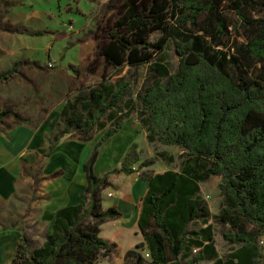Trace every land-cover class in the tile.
Wrapping results in <instances>:
<instances>
[{
	"label": "trees",
	"instance_id": "1",
	"mask_svg": "<svg viewBox=\"0 0 264 264\" xmlns=\"http://www.w3.org/2000/svg\"><path fill=\"white\" fill-rule=\"evenodd\" d=\"M123 5L100 54L113 68L136 71L118 72L68 99L48 152L72 135L89 142L96 131H104L85 164L89 206L61 208L42 246L34 247L24 233L11 264L118 261L121 245L101 233L104 223L123 214L116 207L104 209L102 193L119 190L116 178L151 166L157 158L135 167L141 159L135 142L120 167L98 176L95 165L100 147L131 114L127 96L133 89H142L139 120L149 143L179 147L183 160L178 171L145 177L148 188L137 203L152 259L143 256L139 249L145 244L139 243L122 264H264V0H124ZM229 12L247 31L244 40L237 26L239 34L233 36ZM24 31L43 34L21 26L14 30ZM156 32L161 36L153 40ZM70 49L67 44L61 57ZM166 49L178 57L173 73L165 64H151ZM31 64L43 67L38 60L18 59L0 73V83ZM8 117L34 123L32 112L23 116L6 105L0 108V123ZM158 156L173 160L164 152ZM213 176L221 177L217 215L201 197V183ZM212 219L229 227L222 233L230 247L225 256L217 249Z\"/></svg>",
	"mask_w": 264,
	"mask_h": 264
},
{
	"label": "rangeland",
	"instance_id": "2",
	"mask_svg": "<svg viewBox=\"0 0 264 264\" xmlns=\"http://www.w3.org/2000/svg\"><path fill=\"white\" fill-rule=\"evenodd\" d=\"M17 2L19 3L14 5ZM123 4L124 0H0V10H2L0 13V73L7 70L18 59L38 60L43 66L39 68L31 64L29 67L20 69L19 74L6 82L0 83V108L8 105L23 116L32 112L35 129L44 122L43 126L49 122L54 126L60 121V113L66 101L74 99L79 90L96 86L104 79L117 75L118 72L126 74L130 70L134 73L135 67L125 66L121 69L107 65L105 58L100 54L105 36L123 10ZM229 15L233 22L231 28L233 36L237 37L239 34L235 28L237 26L243 35L240 40H244L247 31L241 27L240 19L234 12H229ZM19 26L32 32L40 31L43 34H28L25 31L15 33L14 30ZM160 36L161 33L156 32L152 39L157 40ZM67 44H70L71 49L68 50L65 58H62L61 55ZM156 63L167 65L173 73L178 65V57L172 49H166L155 54L151 64ZM70 65L75 66L79 73L76 74ZM141 90L133 89L127 96V100L132 102L128 120L133 121V124L138 127L136 142L139 144L143 159L149 160L156 157L157 161L133 175L137 183L144 181L142 179L155 172L168 169L179 170L183 160L181 148L160 142L149 143L147 132L139 120L142 106L138 94ZM15 122L13 117H8L4 121L6 124ZM103 133L104 131H96L93 141L87 143L83 142L79 135H75L74 140L82 142L91 151L92 146ZM163 152L172 156L173 160L160 158L158 155ZM43 160L44 158L38 155L35 165V157L26 164L23 163L25 166L23 173L17 174L10 185L12 187L11 202L6 205L3 201L0 211V216L5 223L21 222L20 227L31 236L34 247L42 244L50 231L51 213L48 209L49 202H47L49 200L47 183L51 179L43 172ZM64 182L65 180L58 184ZM220 183L221 178L218 176H213L201 183V197L207 201L214 215L219 214L222 207ZM118 184H122V190L117 196L112 189L103 191L102 196L104 201L107 199L113 201L114 199L107 196L108 192H113L112 198L116 196L115 200L119 204L117 208L122 207L124 218L108 220L102 225L101 235L121 244L120 256L114 264H122L127 251L134 249L139 243L145 244L139 251L147 260H151L152 255L145 237L139 225H136L138 221L136 222L137 213L133 201V182L131 179H121ZM142 193L143 191L138 195ZM0 198L2 200L3 196ZM210 222L214 224L215 242L219 254L225 256L230 247L222 233L228 231L229 227L213 219ZM201 225L202 222L197 221L196 226ZM98 264L110 263L107 260H101ZM201 264H212V262Z\"/></svg>",
	"mask_w": 264,
	"mask_h": 264
},
{
	"label": "crops",
	"instance_id": "3",
	"mask_svg": "<svg viewBox=\"0 0 264 264\" xmlns=\"http://www.w3.org/2000/svg\"><path fill=\"white\" fill-rule=\"evenodd\" d=\"M128 119L129 118L125 120L122 129L100 147L99 157L95 165V172L98 176H102L112 169L120 167L130 146L136 142L138 138V127L133 124V121H129ZM44 123L37 129L34 128V123L31 121L10 124L0 123V197L3 196L2 200L0 198V211L3 201L6 205H9L11 202L12 187L10 185L12 184V179L17 174L20 172L23 173L25 169L23 163L26 164L35 157V165L36 157L40 155L44 158L42 162L43 172L46 177H50L51 179V181L47 183L49 185L47 192L49 200L47 202H49L48 209L51 213L49 233H51L53 231L57 212L61 208L78 204H82L85 207L89 206L90 199H88L86 194L88 178L85 171V164L92 154L94 146H92L90 151L82 142L75 141V135H72L64 139V141L56 146L51 155L48 156L52 137L58 123L53 126L50 124L51 122H49L43 126ZM83 142L86 141L83 140ZM142 155L141 153L140 162L137 163L135 167H138L145 160ZM142 169L135 173H139ZM168 170L178 171V169ZM135 173L128 176H121L114 180L115 184L120 185L119 190H114L112 188L108 189L114 190L117 196L118 192L122 190V184H118V181L121 179L132 180L133 201L137 213L136 222L138 221V224H135L139 225L140 208L138 207L137 200L145 194L148 188V181L142 179L144 181H138L137 183L133 178ZM156 173L159 172H155L154 174ZM218 177L221 178L220 176ZM63 180H65L64 183L58 184ZM141 191H143V193L138 195ZM110 192H108V194ZM108 194V198L114 200L109 201L110 199H107V201H104L103 199L104 209L119 207L118 201L115 200L116 196L112 198L114 197V193L112 197H109ZM117 209L121 211L122 207ZM6 213H8V211ZM122 214V218H124V213L122 212ZM20 223L19 221L14 222V224L5 223L4 219L0 216V264L12 263L17 254V248L21 242L22 235L24 233L28 234L25 229L20 227ZM139 228L141 229L140 225ZM28 236L33 242L31 236L29 234ZM45 240L42 244L35 247L42 246Z\"/></svg>",
	"mask_w": 264,
	"mask_h": 264
},
{
	"label": "built area",
	"instance_id": "4",
	"mask_svg": "<svg viewBox=\"0 0 264 264\" xmlns=\"http://www.w3.org/2000/svg\"><path fill=\"white\" fill-rule=\"evenodd\" d=\"M50 66H52V63L50 64ZM108 195H109V197H112V196H113V193H112V192H110ZM194 251H195V252H197V251H198V249H195Z\"/></svg>",
	"mask_w": 264,
	"mask_h": 264
},
{
	"label": "flooded vegetation",
	"instance_id": "5",
	"mask_svg": "<svg viewBox=\"0 0 264 264\" xmlns=\"http://www.w3.org/2000/svg\"><path fill=\"white\" fill-rule=\"evenodd\" d=\"M31 60H32V59H31ZM6 120H7V119H6ZM6 120H5V121H6Z\"/></svg>",
	"mask_w": 264,
	"mask_h": 264
}]
</instances>
